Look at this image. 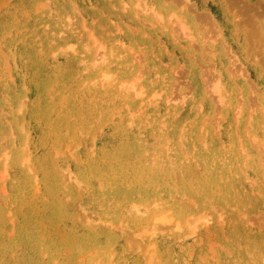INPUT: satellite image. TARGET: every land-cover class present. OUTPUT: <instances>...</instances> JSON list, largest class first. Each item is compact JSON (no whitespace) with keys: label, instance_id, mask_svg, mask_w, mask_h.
<instances>
[{"label":"rangeland","instance_id":"obj_1","mask_svg":"<svg viewBox=\"0 0 264 264\" xmlns=\"http://www.w3.org/2000/svg\"><path fill=\"white\" fill-rule=\"evenodd\" d=\"M0 264H264V0H0Z\"/></svg>","mask_w":264,"mask_h":264}]
</instances>
